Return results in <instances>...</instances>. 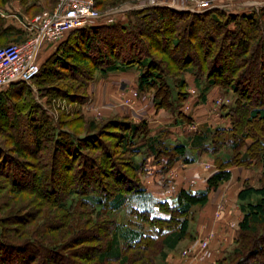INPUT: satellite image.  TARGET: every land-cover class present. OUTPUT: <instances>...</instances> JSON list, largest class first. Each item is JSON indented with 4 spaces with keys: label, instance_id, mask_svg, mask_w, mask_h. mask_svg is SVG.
<instances>
[{
    "label": "trees",
    "instance_id": "16d2710c",
    "mask_svg": "<svg viewBox=\"0 0 264 264\" xmlns=\"http://www.w3.org/2000/svg\"><path fill=\"white\" fill-rule=\"evenodd\" d=\"M15 1L30 17L60 2ZM94 2L100 17L43 45L41 53L54 50L39 59L30 83L0 88V181L10 186L0 197V264H161L193 238L195 210L231 180L233 167L260 163L264 171V6L198 12L148 5L111 16L142 0ZM12 30L0 23V42L23 36ZM131 69L138 94L153 93L155 110L170 113L174 126L192 120L183 111L191 83L203 103L213 89L235 98L222 106L230 126L208 130L210 143L204 132L189 144L168 127L153 133L145 120L86 118L90 85ZM59 102L77 109L58 108L56 117ZM202 154L216 166L205 188L182 187L165 200L148 193L143 180L153 179V167L164 177ZM23 193L33 196L26 205ZM238 199L235 248L216 264H264V186L247 184Z\"/></svg>",
    "mask_w": 264,
    "mask_h": 264
},
{
    "label": "rangeland",
    "instance_id": "374dc122",
    "mask_svg": "<svg viewBox=\"0 0 264 264\" xmlns=\"http://www.w3.org/2000/svg\"><path fill=\"white\" fill-rule=\"evenodd\" d=\"M212 4L209 6L211 7H220L222 9L228 10V11H241L245 8H241L244 4L243 0H211ZM250 1V0H249ZM254 1V0H253ZM171 2V1H170ZM176 7L182 10H192L189 7V4L187 0H177L176 1ZM248 2V1H246ZM214 5V6H213ZM188 6V7H187ZM250 6V5H249ZM138 4L132 5L130 3L125 4L123 7H121L118 10H115L112 12L113 15L123 13L130 11L131 9H138ZM188 8V9H186ZM247 8V7H246ZM248 9V8H247ZM199 12V11H198ZM112 16V15H111ZM34 17H30L27 14H25L22 7L15 1L9 2V4L6 5V7L0 6V23H4L5 27H11L13 28V32L15 34L20 33L19 30H23L21 32L23 36L18 37V35H15L14 37H9L7 41L0 42L3 45L9 46L13 43H19L20 41L28 38H31L33 33L29 29L28 23L32 21ZM4 46V47H7ZM4 47H0L4 48ZM42 55V53H41ZM42 56L40 60H42ZM99 80H96L94 83H92L89 87L90 92V98L88 101L81 107L82 112L86 115V118L96 120L98 122L106 121L109 119H112L116 116L119 117H130L133 120H135L137 123H140L142 121H147L149 126L152 127L153 133H156V131L163 127H168L170 129L174 130L173 138H178L179 141H182L184 143L191 144L190 139H192L197 133H209L207 138V143L211 142V133L208 132V130H216L221 128H228L230 126V118L225 117L224 114L226 113V110L223 109V103L232 104L235 100L232 95H228L225 93H222L218 91L217 89L211 90L208 93V99L205 103L202 101V91L197 90L196 87L191 83L192 87L188 89V100L186 101L185 105L183 106V111L185 114L189 115L192 120H184L185 124L180 123L179 126H174L173 124V117L170 113L167 111H156L154 108V94L148 93V94H138V91L136 89V86L133 85V83H126L125 81H120L116 79V81H113L115 78H103ZM112 79V80H111ZM43 101V100H42ZM218 101H222V104H217ZM230 104V105H231ZM58 108L65 109L66 111H76L74 106L68 105L66 103L59 102L56 104V107L54 106L52 110V114H54L56 117L59 115ZM80 108V107H79ZM171 125V126H170ZM172 130V131H173ZM190 140V141H189ZM202 157H206L209 159V165L208 163L202 164L204 168H206L205 172L207 173L204 177V182L214 170H216L214 158L211 157L208 154H202L197 159H201ZM200 162V161H199ZM213 169H211V168ZM245 169H250V173L252 175L251 180L247 181V184H250L255 187H262L264 186V171L262 164L260 163H254L250 167H244ZM185 170V169H183ZM174 175H176L173 170L170 171ZM155 173V170H154ZM154 180L155 176L153 174H150ZM177 176V175H176ZM178 177V176H177ZM159 180H161L159 178ZM148 181H151L150 179ZM191 180H188V182H182L181 184L178 183V178L168 180L166 183L165 181L161 182L163 184V188L159 189H151V195L160 200L165 199H171L176 195V192L179 191L182 187L191 186ZM144 185H146L147 179L143 180ZM0 183L3 184L2 187L4 189H0V197H3L8 192L10 186H7L6 182L0 181ZM246 184V185H247ZM192 187L197 189L198 185L195 186V184H192ZM235 191L233 190L232 195L229 194L227 196V200L231 201V198L235 197ZM150 194V193H149ZM23 203L22 205H26L30 202L31 199H33V196L30 194L23 193L19 197ZM223 205V204H222ZM204 209V208H203ZM203 209H196L195 211V217H197L196 221L193 224L192 232H193V238H190L189 240L184 241L179 248L175 252H171L168 258H172L174 260V264H202L204 262H210L212 259V255H210V248L213 243V239H216L217 231L211 230L208 236L206 237H200L198 235L197 228L201 223L199 222V213L202 212ZM224 207L218 205L215 208L214 212V220H213V226L218 227L219 223H221V219L224 213ZM124 214L121 217L122 221H124L126 218H124ZM204 224V223H202ZM238 237V236H237ZM213 238V239H212ZM209 240L208 247L204 248L205 241ZM236 240V239H235ZM235 240L234 243L231 244L232 246L231 251L235 248ZM223 242H227L223 240ZM230 251V252H231ZM155 257L157 256V251L155 252ZM228 255V254H227ZM160 256H157L156 263L159 261L160 263ZM167 258V259H168ZM14 264H18V260L15 258ZM218 260H215V264ZM161 264H171L168 262V260H165Z\"/></svg>",
    "mask_w": 264,
    "mask_h": 264
},
{
    "label": "built area",
    "instance_id": "2783aa9c",
    "mask_svg": "<svg viewBox=\"0 0 264 264\" xmlns=\"http://www.w3.org/2000/svg\"><path fill=\"white\" fill-rule=\"evenodd\" d=\"M176 1L142 0L138 7L165 5L182 10V7H176ZM187 2L190 9L199 12L209 9L212 4L211 0ZM99 17L94 0H60L54 11L35 16L28 23L33 33L31 38L0 49V88L16 82L30 83L40 72L39 59L43 45L59 42L69 31L85 27ZM218 103L221 105L222 101ZM208 245L209 240L205 241L203 247Z\"/></svg>",
    "mask_w": 264,
    "mask_h": 264
},
{
    "label": "crops",
    "instance_id": "0c3cea01",
    "mask_svg": "<svg viewBox=\"0 0 264 264\" xmlns=\"http://www.w3.org/2000/svg\"><path fill=\"white\" fill-rule=\"evenodd\" d=\"M253 4H259L260 6H264V0H254V1L245 0L241 8H245L246 10L247 8H251ZM109 15H113V14L110 13ZM53 50L54 49L50 45L45 47L42 51V55H41L42 58L43 59L47 58L52 53ZM137 77H138L137 72L131 69L128 71H118V72L110 73L107 78L109 80L110 78H115L113 79V81H116V79H118L120 81H125L126 83L132 82L133 85L136 86ZM100 79H103V77H100ZM201 162L202 164L208 163L209 165L210 161L208 158L202 157V160L197 159L194 164L185 165L181 162L178 163L173 169V172H175L178 177L171 172L167 173L163 177L160 174H157L156 171H158V169L156 167H153V170H151L150 174H154L156 176H155V180L153 178L151 181L146 182L145 187L148 193L151 194V189L153 188L154 189L163 188V184L161 182L165 181L164 183H166L168 180L170 181L172 178L176 180L178 178V183L180 184L184 181L188 182V180H191L190 182L192 184H195V186L198 185V188H205L206 183L204 182L205 179L204 177L206 176L207 173L205 172L206 168H204L202 164H199ZM231 172H232L231 180L225 183L224 185H222L219 188V190H217L216 192L211 193L209 204L202 210L201 213H199V222L201 223V225H199V227L197 228L198 235L200 237H206L208 236L211 230L217 231L216 239L212 238L213 243L210 248V252H211L210 255H212V259L210 262H204L202 264H215V260L227 256V254L230 253L232 249V246L230 245L234 243V240L238 236V225L243 218V215L240 210L238 194L247 184V181L251 180L252 175L250 173V169L248 170L245 169L244 167H233L231 169ZM209 176H207V178ZM159 178L161 180H159ZM187 187H190V185ZM234 189H236L235 197L231 198V201L227 200V196L229 194L232 195ZM218 205L223 206L225 210L221 219L222 222L219 223L218 224L219 226L216 228L213 226V220H214L213 216H214L215 208ZM223 240L227 242L224 243ZM167 260L171 264L175 263L172 258L170 259L168 258Z\"/></svg>",
    "mask_w": 264,
    "mask_h": 264
}]
</instances>
